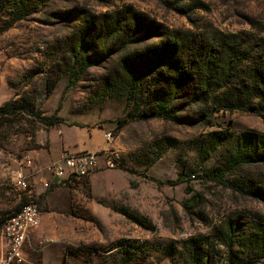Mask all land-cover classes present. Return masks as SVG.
<instances>
[{"label": "rangeland", "instance_id": "obj_1", "mask_svg": "<svg viewBox=\"0 0 264 264\" xmlns=\"http://www.w3.org/2000/svg\"><path fill=\"white\" fill-rule=\"evenodd\" d=\"M124 9L155 27L142 30L131 46L216 30L242 33L257 51L264 42V0H3L0 73L23 108L0 119V150L21 156L19 163L55 113L64 119L59 124L80 119L112 133L118 169L131 174L109 198L91 191L88 177L68 185L77 190V225L73 242L63 248V264H128L131 257L139 264H192L195 246V264H209L210 253L217 264H264L262 250L249 239L264 223V158L233 169L226 163L237 136L264 135V114L212 111L216 92L208 105H183L175 120L138 119L126 89L104 88L118 54H99L77 80L66 72L47 92L46 77L61 65L78 26ZM90 49L93 54L97 47ZM212 140L216 148L204 158ZM37 201L41 210L43 201ZM231 222L237 229L232 250L220 238ZM41 246L32 252V264H41Z\"/></svg>", "mask_w": 264, "mask_h": 264}, {"label": "trees", "instance_id": "obj_2", "mask_svg": "<svg viewBox=\"0 0 264 264\" xmlns=\"http://www.w3.org/2000/svg\"><path fill=\"white\" fill-rule=\"evenodd\" d=\"M46 1L34 0L36 5ZM1 6H5L4 2ZM142 30L153 31L155 27L140 15H130L125 9L96 20L85 19L75 30L69 49L61 58V65L46 77L47 92L53 90L60 76L66 72L72 77L77 74V80L99 54H118L114 67L103 79L104 88L106 91L126 89L129 100H133L136 109L140 110L136 115L138 119L175 120L183 105H208L216 92L219 97L213 101L216 105L212 106V111L247 110L261 116L264 114V42L257 51L242 33L216 30L210 36L174 34L152 44L131 46ZM92 46L97 47L93 54L90 53ZM76 80L70 81L69 85ZM17 96L0 106V119L23 108ZM60 107L61 103L57 111ZM63 122L57 113L47 119L50 128ZM244 135L237 136L233 151L226 159L230 169L264 158V135L257 134V138L252 139ZM217 143L211 141L204 150V158L216 148ZM213 174L209 172L206 176L210 178ZM199 198V194L193 195L191 204L198 202ZM9 215L1 213L0 228ZM236 233L232 222L226 225L225 230H220V238L230 250ZM249 239L264 256V223L250 234ZM197 250V246L191 250L192 264L198 261ZM126 261L139 264L134 263L132 257ZM208 263L217 264L212 253L208 254Z\"/></svg>", "mask_w": 264, "mask_h": 264}, {"label": "crops", "instance_id": "obj_3", "mask_svg": "<svg viewBox=\"0 0 264 264\" xmlns=\"http://www.w3.org/2000/svg\"><path fill=\"white\" fill-rule=\"evenodd\" d=\"M4 75L0 73V106L15 94L8 77ZM73 121L79 125L59 124L48 130L41 129L33 145L26 151L35 159V163L31 167H24V172L33 184L36 200L38 198L43 201V207L40 226L29 234L26 241L24 258L27 263L24 264H32V252L39 245H42L41 264H63L67 255L63 248L73 242L76 234L77 221L72 215V206L77 190L60 184L45 169L47 164L61 157L64 151L98 152L114 145V142H108L105 137L108 131L106 127L80 119ZM20 157L0 150V215L3 212L7 216L27 202V193L9 182V172L19 167ZM128 173L130 172L118 168H105V161L100 159L97 170L87 176L88 186L96 194L109 198ZM5 247L6 239L0 228V251Z\"/></svg>", "mask_w": 264, "mask_h": 264}, {"label": "built area", "instance_id": "obj_4", "mask_svg": "<svg viewBox=\"0 0 264 264\" xmlns=\"http://www.w3.org/2000/svg\"><path fill=\"white\" fill-rule=\"evenodd\" d=\"M105 137L108 142L113 141L110 131L105 133ZM100 159L105 161V168L112 169L120 166L119 153L110 146L98 152L64 151L61 157L48 163L45 169L52 173L60 184L68 186L96 171ZM33 165V157L26 154L19 162V167L12 171L11 184L25 191L28 199L17 211L9 215L1 227V233L6 239V247L0 251V264L23 263V249L28 236L40 226V206L34 195L33 184L24 172V167Z\"/></svg>", "mask_w": 264, "mask_h": 264}]
</instances>
